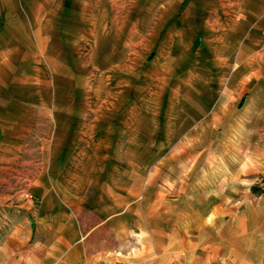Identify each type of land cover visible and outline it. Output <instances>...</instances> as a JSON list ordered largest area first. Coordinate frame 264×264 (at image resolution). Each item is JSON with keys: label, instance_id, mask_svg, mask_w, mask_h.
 I'll use <instances>...</instances> for the list:
<instances>
[{"label": "crops", "instance_id": "1", "mask_svg": "<svg viewBox=\"0 0 264 264\" xmlns=\"http://www.w3.org/2000/svg\"><path fill=\"white\" fill-rule=\"evenodd\" d=\"M198 2L223 49L195 69L203 92L163 102L125 150L102 143L99 163L72 144L41 164L0 264H264V0ZM25 3L0 0V62L32 42Z\"/></svg>", "mask_w": 264, "mask_h": 264}, {"label": "rangeland", "instance_id": "2", "mask_svg": "<svg viewBox=\"0 0 264 264\" xmlns=\"http://www.w3.org/2000/svg\"><path fill=\"white\" fill-rule=\"evenodd\" d=\"M25 1L32 42L0 62V240L37 201L41 164L67 162L72 144L80 162L99 163L102 143L125 150L163 102L201 93L211 76L195 69L223 50L216 12L198 0Z\"/></svg>", "mask_w": 264, "mask_h": 264}]
</instances>
